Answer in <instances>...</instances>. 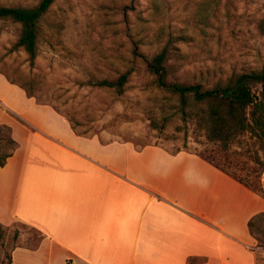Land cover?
Wrapping results in <instances>:
<instances>
[{"label":"crops","instance_id":"obj_1","mask_svg":"<svg viewBox=\"0 0 264 264\" xmlns=\"http://www.w3.org/2000/svg\"><path fill=\"white\" fill-rule=\"evenodd\" d=\"M25 96L22 110L0 98L17 143L0 167V226L38 239L11 264H264L250 228L264 214V172L257 192L191 151L78 133Z\"/></svg>","mask_w":264,"mask_h":264},{"label":"rangeland","instance_id":"obj_2","mask_svg":"<svg viewBox=\"0 0 264 264\" xmlns=\"http://www.w3.org/2000/svg\"><path fill=\"white\" fill-rule=\"evenodd\" d=\"M40 1L0 0V5L34 7ZM263 18L264 0H55L40 22L33 67L24 50L14 49L21 25L0 20V75L14 82L0 81V98L22 110L28 99L20 85L35 82L31 98L53 107L78 133H104L111 141L157 145L173 153L191 151L261 187V139L246 134L227 151L207 141L184 121L177 97L158 86L151 63L166 50L169 82L205 88L233 73L259 70L264 66L258 27ZM129 70L122 96L93 86ZM250 86L263 106L258 115L264 122V83ZM253 111L248 109L250 118ZM10 138V128L0 126V160L11 151ZM253 233L264 248V219ZM27 238L37 240V231L19 223L0 226V264H11L13 249Z\"/></svg>","mask_w":264,"mask_h":264},{"label":"trees","instance_id":"obj_3","mask_svg":"<svg viewBox=\"0 0 264 264\" xmlns=\"http://www.w3.org/2000/svg\"><path fill=\"white\" fill-rule=\"evenodd\" d=\"M54 2L55 0H41L34 7L0 5V20H10L21 25L14 49L24 50L32 67L35 65L39 54L40 22ZM258 27L261 35L264 36V18L260 21ZM167 60V51L163 50L151 63V72L156 77V83L161 89L177 97L179 110L184 121L192 122L207 141L218 145L223 151L229 150L240 137L246 134H250L252 137L255 136L264 143V122L261 120V116L258 115V110H262L263 106L257 101L250 86L251 82L264 83V66L259 70L233 73L226 80L219 81L210 88H205L201 84L169 82V69L166 67ZM131 75L132 70H129L115 80L96 81L93 86L114 90L116 94L122 96L126 91ZM11 83L14 84V82ZM34 83H22L20 87L27 95L33 97L36 90ZM251 107H254V111L250 118L248 109ZM8 142L11 151L6 153L0 160V167L5 165L7 159L17 149V143L12 138ZM200 156L250 189L262 192L260 186H252V184L232 175L215 160L204 155ZM261 170H264V162L261 164ZM261 219H264V214L256 216L250 222L252 232L255 223ZM257 240L259 241L258 238Z\"/></svg>","mask_w":264,"mask_h":264}]
</instances>
